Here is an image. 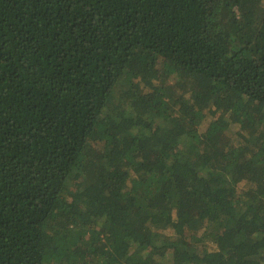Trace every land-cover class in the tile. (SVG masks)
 Instances as JSON below:
<instances>
[{"label":"trees","instance_id":"trees-1","mask_svg":"<svg viewBox=\"0 0 264 264\" xmlns=\"http://www.w3.org/2000/svg\"><path fill=\"white\" fill-rule=\"evenodd\" d=\"M0 264H264V0H0Z\"/></svg>","mask_w":264,"mask_h":264}]
</instances>
